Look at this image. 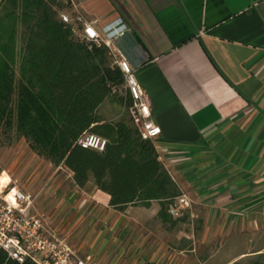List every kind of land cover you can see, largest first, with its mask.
I'll use <instances>...</instances> for the list:
<instances>
[{"label": "crops", "instance_id": "1", "mask_svg": "<svg viewBox=\"0 0 264 264\" xmlns=\"http://www.w3.org/2000/svg\"><path fill=\"white\" fill-rule=\"evenodd\" d=\"M69 2L62 13L101 34L118 19L127 26L112 50L145 91L159 159L191 207L173 223L160 220L157 201L117 210L92 178L79 187L37 154L4 161L0 173L33 196L78 256L100 264H232L247 255L215 259L235 220L245 225L241 211L264 209V0Z\"/></svg>", "mask_w": 264, "mask_h": 264}, {"label": "trees", "instance_id": "2", "mask_svg": "<svg viewBox=\"0 0 264 264\" xmlns=\"http://www.w3.org/2000/svg\"><path fill=\"white\" fill-rule=\"evenodd\" d=\"M69 8V0H0V131L14 130L34 153L69 169L79 187L92 178L113 208L157 201L160 220L173 223L168 208L180 190L155 140L141 138L128 115L132 100L107 47L76 38L61 20ZM109 98L127 114L102 117ZM86 133L105 138L104 150L82 148ZM0 264L19 263L0 252Z\"/></svg>", "mask_w": 264, "mask_h": 264}, {"label": "built area", "instance_id": "3", "mask_svg": "<svg viewBox=\"0 0 264 264\" xmlns=\"http://www.w3.org/2000/svg\"><path fill=\"white\" fill-rule=\"evenodd\" d=\"M61 20L70 25L73 35L96 46L107 47L113 63L123 73L124 88L129 93L132 103L127 109L128 115L137 127L141 138L154 139L161 130L153 121L150 103L145 91L138 83L134 70L128 60L112 50L115 38L124 35L128 28L118 19L99 33L93 25L81 15L74 17L67 13L60 14ZM120 95L124 93L119 90ZM106 139L94 133H86L78 140L82 148L102 151ZM59 169H66L63 165ZM2 173H0L1 175ZM8 181L0 189V252L19 264L30 261L33 264H100L91 255L78 256L75 249L64 238L54 233L44 221L42 214L34 209L33 196L19 190L13 192ZM191 207V200L186 194L177 196L168 208L173 218L182 216L183 211Z\"/></svg>", "mask_w": 264, "mask_h": 264}, {"label": "rangeland", "instance_id": "4", "mask_svg": "<svg viewBox=\"0 0 264 264\" xmlns=\"http://www.w3.org/2000/svg\"><path fill=\"white\" fill-rule=\"evenodd\" d=\"M16 59L15 70L18 72L19 53ZM99 113L102 117L109 120H117L127 114L122 106L110 98L102 104ZM20 155L29 159L36 153L29 148L24 138L16 136L14 130L3 129L0 131V168H4V161L9 163L10 160ZM38 157V159L43 158L41 156ZM31 170L28 168L24 173H30ZM59 171H62V169H59ZM4 176L3 173L0 175V181L3 180ZM241 213L242 215L238 217H245V225L242 220H235L236 224L232 226L231 231L226 236H223L225 241L217 244L220 249L215 259L216 261H223L226 259V255L233 256L245 252L247 255L237 257L235 262L238 264H250L252 261L259 260L264 264V209L261 205H252L251 208L241 211ZM220 240L222 241V239Z\"/></svg>", "mask_w": 264, "mask_h": 264}, {"label": "bare ground", "instance_id": "5", "mask_svg": "<svg viewBox=\"0 0 264 264\" xmlns=\"http://www.w3.org/2000/svg\"><path fill=\"white\" fill-rule=\"evenodd\" d=\"M5 175V176H4ZM3 176H4V178H3V180L2 181H0V189H1V187L6 183V182H8L9 180H10V178H9V176L6 174V173H3ZM5 179V180H4ZM16 191V189H14L13 190V192H15Z\"/></svg>", "mask_w": 264, "mask_h": 264}]
</instances>
